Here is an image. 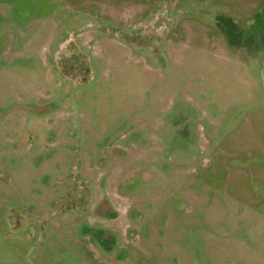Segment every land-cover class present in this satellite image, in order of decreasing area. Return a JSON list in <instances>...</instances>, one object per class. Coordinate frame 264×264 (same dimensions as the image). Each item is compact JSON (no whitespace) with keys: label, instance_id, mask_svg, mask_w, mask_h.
<instances>
[{"label":"rangeland","instance_id":"rangeland-1","mask_svg":"<svg viewBox=\"0 0 264 264\" xmlns=\"http://www.w3.org/2000/svg\"><path fill=\"white\" fill-rule=\"evenodd\" d=\"M0 264H264V0H0Z\"/></svg>","mask_w":264,"mask_h":264}]
</instances>
